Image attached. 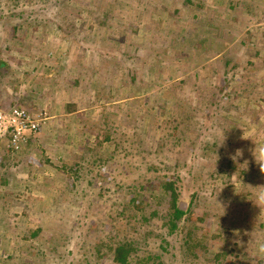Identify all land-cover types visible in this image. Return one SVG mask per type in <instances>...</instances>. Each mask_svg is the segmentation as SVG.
<instances>
[{
    "label": "rangeland",
    "instance_id": "rangeland-1",
    "mask_svg": "<svg viewBox=\"0 0 264 264\" xmlns=\"http://www.w3.org/2000/svg\"><path fill=\"white\" fill-rule=\"evenodd\" d=\"M46 8L0 0V105L40 119L19 152L0 138V264H119L131 240L125 264H264V0ZM85 146L107 165L81 196L58 168ZM175 176L183 209L200 188L195 254H181L186 227L169 232Z\"/></svg>",
    "mask_w": 264,
    "mask_h": 264
},
{
    "label": "trees",
    "instance_id": "trees-1",
    "mask_svg": "<svg viewBox=\"0 0 264 264\" xmlns=\"http://www.w3.org/2000/svg\"><path fill=\"white\" fill-rule=\"evenodd\" d=\"M56 1L61 2L63 0H53V1L45 0V4L47 5L46 10L52 7L54 3H56ZM80 32L81 34L82 33L84 34L86 32V29L84 27H81ZM3 64L4 62L0 61V67ZM11 105L12 104H10L9 106ZM68 106H70L69 107L70 111H74V107L72 106V104ZM3 108H6V107L3 106ZM89 152L92 154L87 155ZM96 153H97V149L95 147L91 148L89 146H85L84 152L76 160H73L70 162L68 160L66 161V159H62V164L60 168H58V170L62 171L63 173H66V181L68 185L67 187L69 188L68 191H72L75 194L77 195L79 194L82 196L88 193V191L90 190V187L94 185V181L98 177H100V173L102 169H104L103 165L104 164L107 165V163L105 161L104 162L101 161L103 159L102 156L96 157ZM175 177H176V181L174 180L165 181V184H164V188L171 191L169 195V201L171 204L170 205L171 213L167 215L169 216L167 219L169 232L171 234L177 233V236H178L180 235L178 233L179 227H186L185 235L187 236V239H183L184 241L181 247L183 252L181 254L183 255H189L190 253L195 254L194 245H192L191 243V241L193 240L191 239L192 238L191 236H193L194 230H192L193 227L192 228L187 227L188 216L186 217L185 214L190 213L193 197H196L198 195L197 192L200 188L199 186H197L198 189L196 188L192 191V193H190L191 194V199L189 201L190 204L186 209H183V207L179 205V202H178V199H180L179 194L182 191V189H180L182 184L180 183L182 182L183 179L177 176ZM200 184L202 185L203 183H200ZM102 190H103V187H100L99 194L97 196H100V192ZM135 201H136L135 197L130 199V202H133V204L135 203ZM184 215L186 218L183 217ZM182 219L184 220L183 222H181ZM38 232H39V229L34 231L33 236H36ZM180 238H183V237L180 236ZM135 242H136L135 240H131L129 243L119 242L114 247L113 255H114L115 261H117L119 264H125L129 258L130 253L134 251L136 252L138 250V245L137 243L134 244ZM154 264H164V263L161 260H157L156 262H154Z\"/></svg>",
    "mask_w": 264,
    "mask_h": 264
},
{
    "label": "built area",
    "instance_id": "built-area-1",
    "mask_svg": "<svg viewBox=\"0 0 264 264\" xmlns=\"http://www.w3.org/2000/svg\"><path fill=\"white\" fill-rule=\"evenodd\" d=\"M40 128V119L23 107L0 105V138L7 139L13 151L19 152L29 144Z\"/></svg>",
    "mask_w": 264,
    "mask_h": 264
},
{
    "label": "clouds",
    "instance_id": "clouds-1",
    "mask_svg": "<svg viewBox=\"0 0 264 264\" xmlns=\"http://www.w3.org/2000/svg\"><path fill=\"white\" fill-rule=\"evenodd\" d=\"M237 156L242 155L240 150H237ZM252 155L254 157L255 163L259 166L261 173H264V146H261L259 152L257 153L254 148L252 149ZM257 206H264V187H262L256 194ZM257 257H264V244L260 245L257 251Z\"/></svg>",
    "mask_w": 264,
    "mask_h": 264
},
{
    "label": "crops",
    "instance_id": "crops-1",
    "mask_svg": "<svg viewBox=\"0 0 264 264\" xmlns=\"http://www.w3.org/2000/svg\"><path fill=\"white\" fill-rule=\"evenodd\" d=\"M32 140V139H31ZM31 140L29 141V144H28V146L30 145V143H31Z\"/></svg>",
    "mask_w": 264,
    "mask_h": 264
}]
</instances>
